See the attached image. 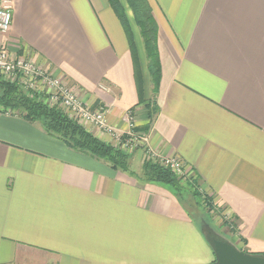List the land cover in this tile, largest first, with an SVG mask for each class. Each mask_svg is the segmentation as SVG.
I'll return each instance as SVG.
<instances>
[{
    "label": "crops",
    "instance_id": "obj_1",
    "mask_svg": "<svg viewBox=\"0 0 264 264\" xmlns=\"http://www.w3.org/2000/svg\"><path fill=\"white\" fill-rule=\"evenodd\" d=\"M121 1L136 42L143 100L128 34L109 0H11L7 41L91 110L105 109L120 134L128 131L131 112L147 148L183 162L198 191L230 214L237 224L231 242L264 254V0H149L162 64L153 121L143 40ZM16 114L0 106V264L215 260L170 187L73 150L40 122ZM85 127L115 145L108 133ZM144 161V149L138 150L131 169L141 175Z\"/></svg>",
    "mask_w": 264,
    "mask_h": 264
},
{
    "label": "trees",
    "instance_id": "obj_2",
    "mask_svg": "<svg viewBox=\"0 0 264 264\" xmlns=\"http://www.w3.org/2000/svg\"><path fill=\"white\" fill-rule=\"evenodd\" d=\"M126 2L129 10L133 14L135 24L139 28L147 57L148 70L152 83V98L149 100L148 106L150 108V120L153 121L155 114L159 112L157 95L162 79V64L158 47L159 26L149 0H126ZM109 3L128 34L130 46L134 53L138 91L141 100H143L142 71L138 54L136 53V42L126 7L121 0H109ZM0 90V106L4 110L15 111L17 113L16 115L23 117L27 121L40 122L49 135L62 140L71 149L105 160L114 169L129 172L142 181L166 185L180 199L184 192L187 194L191 193L195 199L202 195L204 197L203 207L207 208L209 212L224 210L214 204L213 198L198 191L197 179L195 177L179 176L169 166L153 160H145L142 173L138 175L130 167V155L128 153L120 147L98 138L77 120L72 119L61 108L49 106L39 98L28 97L16 83L0 80ZM148 128L149 126L145 127V129ZM208 242L213 248L212 242L209 240ZM242 250L247 251V249Z\"/></svg>",
    "mask_w": 264,
    "mask_h": 264
},
{
    "label": "built area",
    "instance_id": "obj_3",
    "mask_svg": "<svg viewBox=\"0 0 264 264\" xmlns=\"http://www.w3.org/2000/svg\"><path fill=\"white\" fill-rule=\"evenodd\" d=\"M13 23L11 0H0V79L16 83L31 98H39L49 106L62 108L71 118L74 117L82 125H92L109 135L116 137L114 146L121 149L132 142H139L144 149V159L159 161L169 166L177 174L184 171L185 165L175 158H162L154 150L147 148V136L135 129L134 118L131 112L125 115L129 124L128 131L120 134L111 126L107 119L106 110L99 108L91 110L78 97L76 92L65 82L51 75L38 66L32 58L11 49L7 41ZM51 103V104H50ZM126 139V144L124 142ZM120 139V140H118ZM117 141H120L117 144Z\"/></svg>",
    "mask_w": 264,
    "mask_h": 264
},
{
    "label": "rangeland",
    "instance_id": "obj_4",
    "mask_svg": "<svg viewBox=\"0 0 264 264\" xmlns=\"http://www.w3.org/2000/svg\"><path fill=\"white\" fill-rule=\"evenodd\" d=\"M72 119L76 120L74 117H72ZM113 138L116 139V137L114 136ZM124 142L126 144L125 138H124ZM119 143L120 141H117V144ZM141 146L142 144H140L139 142H134V143L132 142L131 144L126 145L125 148L123 147L122 150L128 153L131 157V155L135 154L138 150L143 149ZM178 175L186 177L188 176V172L185 169L184 171L179 172ZM190 195L191 193L187 194L184 192L181 196V200L187 206V209L191 217L193 218L194 223L198 227H201L206 238L210 242H212L214 237L231 242V240H233L234 238V235L237 234L236 232L237 224L232 217H229L230 214L226 210H215L214 212H209L207 208L203 207L204 197L202 195L199 196L197 199L193 198L192 195L191 196ZM172 232H173V236H177L176 230H173Z\"/></svg>",
    "mask_w": 264,
    "mask_h": 264
},
{
    "label": "water",
    "instance_id": "obj_5",
    "mask_svg": "<svg viewBox=\"0 0 264 264\" xmlns=\"http://www.w3.org/2000/svg\"><path fill=\"white\" fill-rule=\"evenodd\" d=\"M215 260L210 264H264V254H253L239 249L232 242L213 238Z\"/></svg>",
    "mask_w": 264,
    "mask_h": 264
}]
</instances>
